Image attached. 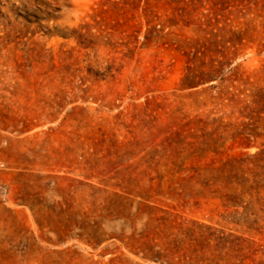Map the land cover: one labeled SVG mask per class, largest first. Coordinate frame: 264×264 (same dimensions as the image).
Instances as JSON below:
<instances>
[{"label":"rangeland","instance_id":"rangeland-1","mask_svg":"<svg viewBox=\"0 0 264 264\" xmlns=\"http://www.w3.org/2000/svg\"><path fill=\"white\" fill-rule=\"evenodd\" d=\"M243 24L0 0V264H264V23L238 46Z\"/></svg>","mask_w":264,"mask_h":264},{"label":"trees","instance_id":"trees-1","mask_svg":"<svg viewBox=\"0 0 264 264\" xmlns=\"http://www.w3.org/2000/svg\"><path fill=\"white\" fill-rule=\"evenodd\" d=\"M177 4L180 3L181 5H234L236 19L244 20L245 24H243L244 30L237 33L238 37V46H241V40L248 35L249 27L260 20V23H264V0H172ZM254 12V16L250 18ZM233 158L228 159L220 168V174L216 177L218 180L224 184V186L229 189L228 187L233 186V179L235 176L233 175ZM255 187H259L256 185ZM252 187H249V191L246 194L251 195ZM236 192H233L231 196L234 199ZM245 209V208H244Z\"/></svg>","mask_w":264,"mask_h":264}]
</instances>
